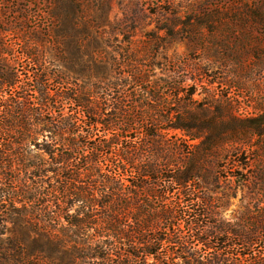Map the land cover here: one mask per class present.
Listing matches in <instances>:
<instances>
[{
    "label": "trees",
    "instance_id": "obj_1",
    "mask_svg": "<svg viewBox=\"0 0 264 264\" xmlns=\"http://www.w3.org/2000/svg\"><path fill=\"white\" fill-rule=\"evenodd\" d=\"M222 2L200 12L195 28L213 16L245 39L254 25L264 31V0ZM178 22L164 14L159 31L166 37L147 42L164 48L180 33ZM70 42L60 43V62L51 66L31 46L15 53L0 38V261L264 264V197L233 220L222 212V199L238 187L264 189V166L252 182L244 178L251 158L261 157L244 146L264 137V116L249 126L215 115L218 104L228 111L232 102L212 91L194 99L201 82L194 75L206 68L157 79L155 65L141 63L148 53L101 57L97 77L104 78L92 83L90 70L72 66L71 47L78 45ZM225 150L241 157L231 176L235 189L231 177L218 175Z\"/></svg>",
    "mask_w": 264,
    "mask_h": 264
},
{
    "label": "rangeland",
    "instance_id": "obj_2",
    "mask_svg": "<svg viewBox=\"0 0 264 264\" xmlns=\"http://www.w3.org/2000/svg\"><path fill=\"white\" fill-rule=\"evenodd\" d=\"M219 1L0 0V38L5 39L7 49L15 53H20L23 45L31 46L51 66L60 62V43L63 40L71 41V46L76 42L78 46L71 47V56H74V59L70 57L73 59L72 66L90 70L92 75L88 80L92 83L104 78L102 75L97 77L99 67L105 64L100 62L101 57H115L122 61L127 52L148 53L150 59L140 58L141 63L155 65L157 79L171 80L178 69L201 71L202 67L206 68L208 71L200 77L193 74L201 81L197 82L198 91L194 99L201 101L207 91H212L217 99L232 102V108L228 111L222 104H218V109L214 107L215 115H232L240 121L248 120V125L254 126L256 122L250 121L264 116V31H256L258 27L254 25L252 28L256 29L251 39H245L241 33L231 32L233 27L230 21L213 22V16H209V24L195 28L196 16L205 9H210V14ZM237 1L223 0L220 5L234 6ZM164 14L169 18L177 15L179 22L175 31L180 33L174 38H166L163 48L147 41L149 38L153 41V37L158 35L166 37L165 31H159ZM204 15L201 19L208 18V15ZM74 23L79 27L72 31ZM66 24L68 30H65ZM252 25L249 23L245 28L246 33ZM2 58L11 64L12 58L8 53H4ZM22 62L27 65L29 61L24 59ZM109 65L104 71L106 77L110 76L108 71L112 70ZM188 75L186 82L192 85V74ZM225 131L224 127L219 129V132ZM232 147L226 146V150L233 151L240 146ZM244 148L247 151L257 149L261 156L255 162L251 158L252 169L244 172V178L252 182L256 175L253 171L256 167L264 166V137L260 139L254 136L252 143ZM226 150L216 162L222 181L236 173L241 163L240 155L233 156ZM236 179L231 177L233 189L237 187ZM215 196L220 197V194ZM260 197H264V189L257 191L252 187H238L234 196L222 199L224 217L233 220L248 209L252 210ZM0 264L8 263L0 261Z\"/></svg>",
    "mask_w": 264,
    "mask_h": 264
}]
</instances>
